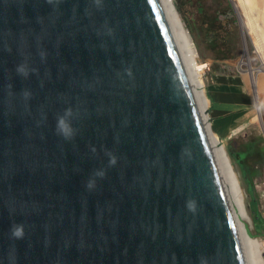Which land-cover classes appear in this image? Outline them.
<instances>
[{"label":"water","instance_id":"1","mask_svg":"<svg viewBox=\"0 0 264 264\" xmlns=\"http://www.w3.org/2000/svg\"><path fill=\"white\" fill-rule=\"evenodd\" d=\"M0 264H264L174 0H0Z\"/></svg>","mask_w":264,"mask_h":264},{"label":"rangeland","instance_id":"2","mask_svg":"<svg viewBox=\"0 0 264 264\" xmlns=\"http://www.w3.org/2000/svg\"><path fill=\"white\" fill-rule=\"evenodd\" d=\"M174 1L194 41L198 61L206 63L202 72L211 94L217 97L224 96L230 101L228 100V97L232 96L230 92H242V95L250 99V103L245 107L241 105L243 106L241 109L224 113L225 117L218 119V123L251 214L253 193L249 190L250 181L242 173L241 162L233 158L228 148L229 145L232 149L238 148L241 142L256 134H261L264 138L257 115L259 111L264 121V70L259 69L262 59L255 49L256 35L249 33L246 27L242 26L233 0ZM226 36L234 40L230 56H216L219 47L217 44H223ZM245 50L250 58L247 63L242 64L239 60ZM250 70L255 74V90ZM246 163L249 164L248 161ZM252 183L258 208L264 215V167L260 174L253 177ZM258 238L264 258V236L258 235Z\"/></svg>","mask_w":264,"mask_h":264},{"label":"trees","instance_id":"3","mask_svg":"<svg viewBox=\"0 0 264 264\" xmlns=\"http://www.w3.org/2000/svg\"><path fill=\"white\" fill-rule=\"evenodd\" d=\"M229 5V4H228ZM224 32V30H223ZM230 37L226 36L225 42L219 45L217 49L216 56L228 57L230 56V51L233 48V42ZM235 94V92H234ZM235 100L239 98V96L234 95ZM240 103H250V99L248 96H244V98L239 100ZM241 109V108H240ZM229 153L233 155V158L237 159L241 162V170L245 178L250 181L249 190L253 193L252 195V206H251V216L253 221V226L255 228L256 235L264 236V215L258 208V200L257 196L253 190L252 179L257 174L261 173L262 167H264V138L261 134H256L251 138L241 142L238 148H233L229 145ZM249 162V164L246 163ZM248 233L251 234L248 230Z\"/></svg>","mask_w":264,"mask_h":264},{"label":"bare ground","instance_id":"4","mask_svg":"<svg viewBox=\"0 0 264 264\" xmlns=\"http://www.w3.org/2000/svg\"><path fill=\"white\" fill-rule=\"evenodd\" d=\"M234 1V7L238 13V16L240 18V22L242 26L248 30V32H252L256 35V52L262 59V64L259 66V69L264 70V0H233ZM261 8V9H260ZM180 14V12H179ZM187 38L189 40L190 46L197 58V50L194 44V41L190 35V32L188 28L185 25V22L183 21V18L180 14ZM257 57V56H256ZM249 54L247 50H245L241 56V59L239 62H248L249 61ZM198 61V59H197ZM201 70L206 66V63L198 61ZM253 68V67H252ZM203 71V70H202ZM250 76L252 80L253 89L256 88V79L254 71L250 70ZM258 115V114H257ZM255 116V115H254ZM259 117V116H258ZM235 170V169H234ZM236 173V171H235ZM237 175V173H236ZM238 178V175H237ZM239 180V178H238ZM240 183V181H239ZM241 186V185H240ZM244 194V193H243ZM261 245V242H260ZM262 250V246H261Z\"/></svg>","mask_w":264,"mask_h":264},{"label":"clouds","instance_id":"5","mask_svg":"<svg viewBox=\"0 0 264 264\" xmlns=\"http://www.w3.org/2000/svg\"><path fill=\"white\" fill-rule=\"evenodd\" d=\"M74 113L71 108L65 109V111L57 116L56 132L64 139H71L75 135V129L72 126V119ZM110 163L114 164L115 160L112 159ZM102 175V173H98ZM22 234V230L19 227H14L13 235L19 237Z\"/></svg>","mask_w":264,"mask_h":264},{"label":"crops","instance_id":"6","mask_svg":"<svg viewBox=\"0 0 264 264\" xmlns=\"http://www.w3.org/2000/svg\"><path fill=\"white\" fill-rule=\"evenodd\" d=\"M230 93L232 96L228 97V100H230L231 102L227 101V99L224 96L220 95V97H217L214 94L212 95L218 119L225 117L226 114L223 115L224 113H230L232 112V110H236V109L238 110L240 108H243V106L241 105H244V107L245 105H247L246 103H240L239 101L245 96V95H242V92H235V94L234 92H230ZM233 94L239 96V98L235 100L233 97Z\"/></svg>","mask_w":264,"mask_h":264}]
</instances>
